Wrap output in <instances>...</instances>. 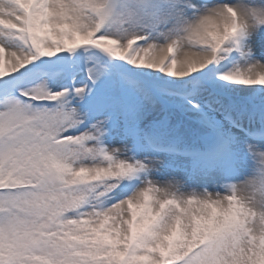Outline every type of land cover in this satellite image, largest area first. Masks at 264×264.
<instances>
[{"label":"snow or ice","instance_id":"6c2138e0","mask_svg":"<svg viewBox=\"0 0 264 264\" xmlns=\"http://www.w3.org/2000/svg\"><path fill=\"white\" fill-rule=\"evenodd\" d=\"M0 264H264V0H0Z\"/></svg>","mask_w":264,"mask_h":264},{"label":"clouds","instance_id":"9594fccd","mask_svg":"<svg viewBox=\"0 0 264 264\" xmlns=\"http://www.w3.org/2000/svg\"><path fill=\"white\" fill-rule=\"evenodd\" d=\"M241 194L242 195H247L248 193H247V191H242Z\"/></svg>","mask_w":264,"mask_h":264}]
</instances>
